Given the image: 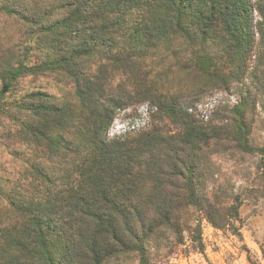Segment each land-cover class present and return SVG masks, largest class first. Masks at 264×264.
<instances>
[{"label": "trees", "instance_id": "1", "mask_svg": "<svg viewBox=\"0 0 264 264\" xmlns=\"http://www.w3.org/2000/svg\"><path fill=\"white\" fill-rule=\"evenodd\" d=\"M195 1L0 0L36 40L0 59V152L10 159L0 162V264H173L205 252L204 220L225 229L238 219L240 197L214 185L212 160L237 151L264 165V144H251L259 106L264 114V5L256 19L248 0ZM153 57L162 74L148 85L136 70ZM169 60L176 74L162 84ZM58 67L73 79V103L43 92L4 101L21 78ZM183 76L198 78L196 92L233 89L240 100L205 122L180 104L191 95L176 86ZM134 104L159 125L110 137ZM22 144L36 154L18 153Z\"/></svg>", "mask_w": 264, "mask_h": 264}, {"label": "rangeland", "instance_id": "2", "mask_svg": "<svg viewBox=\"0 0 264 264\" xmlns=\"http://www.w3.org/2000/svg\"><path fill=\"white\" fill-rule=\"evenodd\" d=\"M248 3L251 6L253 16L259 19L258 9L260 5H264V0H248ZM201 4L199 0H196L193 3V8L201 7ZM29 32L28 28H23L22 22L0 13V59L4 57L2 55L3 51L12 45L17 44L20 51H18L17 56L22 54V51L26 48L24 44H29V40L35 45L36 40L35 38L32 39ZM47 52L45 50L42 54L35 55L28 60L31 63H37L41 58L48 55ZM155 60H159L158 57L157 59L153 57L144 61V64L137 70L135 68L137 73L143 72L146 75L143 78L148 80V85L151 80L158 79L159 75L157 74H162L161 71L155 70ZM174 63L172 60L163 62L162 68L166 77H164L162 84L173 80L176 74L175 69L172 67ZM122 78L121 75L116 76L113 86L120 85L122 89L125 83ZM197 80L198 78L194 80L189 76H183V83L176 86L185 96L191 94L189 98L181 96L180 104L184 106L187 103L189 105L194 104L193 108H196L200 119L205 122H207L206 116L211 117L216 113H221L224 106L232 109L240 100L239 94L235 93L233 89L230 91L218 88L212 90V88L207 87V89L201 88L196 92L197 87H195V84ZM199 81H201L200 77ZM15 84L13 90L4 97V101L7 103L32 92H43L52 96L51 101L54 104L68 105L76 100L73 79L60 67L54 71L46 70L34 76L23 77ZM1 88L0 84V90ZM260 100L264 103V98ZM148 109L147 104L131 105L117 117L110 128V137L118 136L128 129L143 130L148 125H159V120H151ZM189 111L193 112L192 109ZM256 119V130L251 136V144L254 148H261L264 144V114L260 110V106L257 110ZM220 125L222 124L218 126ZM165 128L174 132L177 126L167 119ZM2 135L0 133V136ZM16 148L18 153L28 158H32L37 152L36 148L29 144L18 145ZM2 153L0 152V156ZM220 153L219 157H214L212 160L214 162L213 172L218 175L214 185L224 186V184H227L228 192L240 197L238 201L242 202L239 206L240 216L231 223V226H227L225 229L215 228L211 223L204 220L202 226L205 252H193L186 256L178 255L172 260L173 264H264V175L260 172L262 171L261 167H264V165L261 164V158L258 156L239 154L237 151ZM8 161H10L8 154L4 152L0 157V162L5 166ZM6 166L15 168L14 164H6ZM18 166L21 165L18 164ZM211 184H213L212 181L208 183V186Z\"/></svg>", "mask_w": 264, "mask_h": 264}]
</instances>
